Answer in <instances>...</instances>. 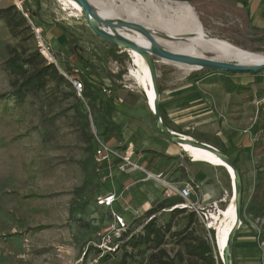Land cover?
<instances>
[{"label":"rangeland","instance_id":"1","mask_svg":"<svg viewBox=\"0 0 264 264\" xmlns=\"http://www.w3.org/2000/svg\"><path fill=\"white\" fill-rule=\"evenodd\" d=\"M102 1L115 6L125 20L133 18L142 24L154 20L153 6L163 8L157 0L148 7L145 5L146 0ZM11 6H16L21 12L29 10L32 14L30 24L34 25L33 28L42 30V41L34 33L35 40L25 44L41 50L49 62L54 59L69 75L73 69L78 68L84 71L85 76L97 78L100 90L96 94H99L100 99L95 102V108L90 110L87 106L89 101L83 95L80 98L73 88H62V94L57 96L48 89L27 98L21 105L16 104L9 95L13 77L7 71L6 61L10 56V47L21 46L22 42L19 38H14L0 21V264H98L101 258L110 253L100 236L107 232L110 210L98 205V198L104 197L110 180L104 183L102 175L97 173L94 161L95 139L83 133L75 114L79 110L80 101L84 104L93 136L94 130L101 132V129L94 126L96 119L101 127H105L108 121L114 122L120 113L115 108L114 102L117 101L127 107L125 113L131 118H140L142 111L149 112L154 118L148 105L146 89L138 81L139 68L128 52L94 34L84 17L67 0H0V11ZM194 11L196 12L195 8ZM194 11L192 10L193 13ZM198 19L210 38L227 41L249 52L264 54V34L259 37H242L244 42H234L222 38L219 32H210L212 29L208 28L203 18L198 16ZM69 55L75 56V63L68 59ZM156 62L160 101L164 90L175 88V85L180 84L181 78L185 81L195 80L205 87L217 84L222 88L218 89L221 95L228 82L251 86L246 92L232 95L230 102L229 97H225L226 102L230 103V111L236 112L233 115L237 125L233 130L234 137L229 140L225 136L207 137L203 135L204 128L192 133V125H189L186 133L213 141L233 161L242 153L234 145V139L243 136L252 141L253 159L244 160L242 166L243 171L252 172V178L246 180L244 174L242 177V225L233 238L230 261L235 264L236 252L245 249L253 240L260 252V264H264V202L253 201L259 177L264 178V70L255 74L231 75L212 70L191 71L186 66L158 58ZM120 75L122 76L119 77ZM105 80L111 82L109 86L104 85ZM105 87L112 91L111 96L103 92ZM225 116L222 119L226 121ZM231 118L228 120L233 123ZM163 121L164 125L172 124L171 121ZM150 127H153L160 138H166L158 130L155 119L153 123L151 119ZM179 128L185 130L186 126ZM130 129V134L135 137L136 132L132 127ZM122 133L124 135L123 125ZM116 139L120 141V138ZM152 140L158 143L157 139ZM129 146L144 156V160L162 159L159 168L164 171L167 169L170 159L163 156V150L154 146L140 148L131 144L120 148L126 149ZM155 149L157 153L152 151ZM176 156L181 159L182 166H177L171 174L188 172L194 182L191 185L197 192L198 201L204 197L203 188L211 194L204 204L201 203L204 212L211 215L206 221L210 229L200 220L197 235L212 242L214 232L216 241L221 221L215 222L212 216L219 214L221 210L225 211L231 203L233 186L231 176H228L230 173L227 174L224 168L203 163L192 167L190 158L181 148ZM177 201L179 197L174 196L165 203L166 206H171ZM166 212L164 210L157 215L159 225L170 220L171 213ZM10 214L22 219L24 227L18 226ZM182 218H176L175 222L179 223ZM145 223V218L143 221H132L128 230L136 235L142 231ZM119 243L120 240H114L109 245L113 257L106 264H122L124 249L115 253ZM166 248L171 256L178 249L172 243L167 244ZM151 252L147 246H141L133 252L129 263L147 264Z\"/></svg>","mask_w":264,"mask_h":264},{"label":"crops","instance_id":"2","mask_svg":"<svg viewBox=\"0 0 264 264\" xmlns=\"http://www.w3.org/2000/svg\"><path fill=\"white\" fill-rule=\"evenodd\" d=\"M184 1H188L194 6L198 16L203 18L206 24H208L209 29H212L210 32H219L222 34V38L234 42H242L244 40L242 37H259L264 34V0ZM63 39L62 37V40ZM74 57V55H69L68 59L72 63H75ZM93 79L100 82L97 78ZM110 83V81L105 80L104 85L109 86ZM233 83L237 84L235 81H233ZM216 85L217 84H213L205 87V85H200L198 82H195V80L185 81L184 78H181L180 84L175 85V88L164 90V94L160 101V110L162 120H165V122H172V124L165 125L172 133L207 144L221 152L219 147L214 145L213 141H207L192 135L193 132L197 133L199 128H204L203 135L207 137L213 136L214 138H219L225 136L227 140H229L235 135L233 130L236 129L237 125L235 124L236 118L233 117V115L235 116L236 112L230 111L229 102L230 97L232 95H237V93H229L226 89L225 91L223 89V95H221L218 89L222 88ZM244 85L247 86V84ZM226 96L229 97V102H226ZM119 103L118 101L114 102L115 108L120 111L114 119V122L124 126V135H122L119 141L113 134H109L104 137L105 142L119 149H121L120 147L123 145L126 146L131 144L140 148L154 146V148L158 150H163V153L165 152L163 156L170 159V162L166 165L167 169H165V171L160 169L162 162L160 158H152L147 161L144 159L139 160L138 157H134V161L144 166L153 174H166L167 182L173 187L182 188L186 184L191 185V183H194L188 172L184 173V171H179L175 174H171L177 166H182L181 159H178L176 156L180 148L169 142L167 137L160 138L153 127H150L151 119L153 123L154 118L148 114L149 112L142 111L141 114L139 113L140 118L134 119L127 116V107ZM216 103L218 104L217 110ZM223 115H226V121L222 119ZM230 117H232L233 123L228 120ZM134 122L135 124L133 125ZM189 125H192V133H186V129H189ZM180 126H186L185 130L180 129ZM131 127L134 132H136L135 137L133 134H130ZM152 139H157L158 143ZM233 142L238 149L242 150L241 155L235 160L237 166L240 168L242 177L244 174V178L249 180L252 178V172L248 170L243 171L242 166L244 160L253 159L254 148L252 141L247 137L245 139L243 136H240L235 138ZM127 148L133 149L132 146ZM156 149L152 151L157 153L158 151ZM190 160L192 167L202 163L192 159ZM230 160L233 161L231 158ZM225 171L227 174L230 173V171L226 169ZM109 174H111L112 177L108 179L110 180L108 182L110 186L109 189L106 190L104 197L109 195L116 196L117 201L114 203L112 209L122 216L128 225H131V222L135 220L142 219L143 221L144 215L151 210L155 204L165 199L164 188L155 182L143 181L144 175L142 173L123 174L118 172L116 167L109 168L108 166H104L101 175L107 176ZM229 175L231 176V174H228V176ZM203 190H205L204 197L201 201H198L194 197L192 198L193 202L198 201L201 206L211 197L210 192L206 190V188H203ZM234 260L235 264H260V252L257 250L253 240L245 249L243 248L241 251L236 252Z\"/></svg>","mask_w":264,"mask_h":264},{"label":"trees","instance_id":"3","mask_svg":"<svg viewBox=\"0 0 264 264\" xmlns=\"http://www.w3.org/2000/svg\"><path fill=\"white\" fill-rule=\"evenodd\" d=\"M23 13L27 14L29 19ZM31 16L32 14L29 10L21 12L16 6H11L0 11V21L4 23L14 38H19L20 42H22L21 46L10 47V56L6 61L7 71L13 77L11 82L12 91L9 95L19 105L23 104L27 98L36 96L48 89H51L53 94L57 96L62 94V88H73L72 84L60 73L59 66L57 67L54 63L49 62L38 48H33L25 44L35 40L34 25L32 26L29 22ZM114 58H116L115 55ZM79 60L81 62L83 61L80 56ZM62 71L66 72L65 70ZM251 73L255 74L254 72ZM230 74L236 75L239 73ZM81 81L84 84L82 95L89 101L87 106L91 110V108H95V102L100 99L99 94H96L100 90L97 86L98 82L93 78L85 76V74L81 76ZM228 83L226 90L229 93L238 94L250 89L248 85L243 86L233 82ZM73 91L75 92L74 88ZM70 94L75 95L71 92ZM75 115L79 121V125H81L83 133L93 139L94 136L91 132L90 121L87 114H85L84 104L82 102L80 103V101L79 110H77ZM99 124V121L96 119L94 126L101 129V132L98 133L99 137L102 138L113 134L116 138L121 139V125L113 121L106 122L105 127H101ZM88 143H90V140H88ZM232 162L240 172L237 162ZM258 182L259 184L253 193V201L263 203L264 178L259 177ZM166 200L168 199L155 204L144 215L146 223L142 231L134 235L128 230L124 234L115 252L117 254L124 249L121 263L130 264L129 261L133 257V252L141 246H147L152 251L148 257L147 264H222L218 254L214 232H212V242L201 235H197V229L201 226V221L196 212L188 208L179 207L185 204L181 198L171 206H166ZM164 210L167 211L166 213H171V218L165 224L159 225L157 215ZM10 215L18 226L24 227L25 222L22 219L17 218L14 214ZM178 217L183 218L179 223H176L175 219ZM178 227L182 228L173 231V229H177ZM170 243L178 247L173 256L169 254L166 248L167 244ZM109 252V254L101 258L98 264H106L112 259V250Z\"/></svg>","mask_w":264,"mask_h":264},{"label":"bare ground","instance_id":"4","mask_svg":"<svg viewBox=\"0 0 264 264\" xmlns=\"http://www.w3.org/2000/svg\"><path fill=\"white\" fill-rule=\"evenodd\" d=\"M67 1L79 12L82 17L85 16L84 9L76 1ZM89 1L94 5L103 19L115 24H121L125 20L112 4L104 3L102 0ZM146 1L147 3H145V5L148 7L149 5L151 6L154 0ZM157 1L163 8L153 6L152 9L155 15L154 20L143 25L146 26L153 35L164 39L161 42L164 49L191 57L211 59L228 63H240L248 67L264 66V54L249 52L234 46L227 41L217 40L207 36L203 31L202 25H200L199 21L192 12L191 6L187 2L181 0ZM126 20L136 22L133 18H127ZM110 32H112V34L123 35L138 44L151 46V42L136 29L111 30ZM125 51L130 54L132 60L139 68L138 81L146 89L148 105L151 113L153 114L156 95L153 90L148 67L145 64L144 59L137 52L129 49H125ZM44 53L47 55L46 57L51 59L46 52ZM186 68L191 71L205 70L196 66H186ZM182 138L186 140H193L187 139L186 137ZM178 147H180L181 150L192 160L230 171L232 184L235 183L234 171L214 153L190 144H182L178 145ZM212 218L215 222L221 221V225L217 230V232L219 231V233H217V241L220 247L219 251L222 253L226 248L227 240L231 231L235 228L240 230L242 225L241 223L238 225L236 220L234 195L227 210L219 211V214L213 215Z\"/></svg>","mask_w":264,"mask_h":264},{"label":"water","instance_id":"5","mask_svg":"<svg viewBox=\"0 0 264 264\" xmlns=\"http://www.w3.org/2000/svg\"><path fill=\"white\" fill-rule=\"evenodd\" d=\"M76 1L85 11L84 19L91 29L101 39L112 43L121 49H129L137 52L143 59L148 67L150 78L152 81L153 90L156 95V101L154 105V119L158 130L166 136L173 144L182 145L190 144L192 146L202 148L204 150L214 153L216 156L221 158L235 173V183H233V195L236 206V220L238 225L242 223V206H243V182L239 170L234 166L233 162L222 152L217 149L194 140H186L174 133H172L163 123L161 112H160V90L158 80V69L156 58L166 62L174 63L183 66H196L205 70L219 71L225 73H257L264 70V66L248 67L240 63H228L223 61H215L211 59H203L198 57H191L188 55L178 54L164 49L161 42L164 39L158 38L152 34V32L144 26L142 23L124 20L121 24H115L113 22L103 19L97 9L89 0H74ZM187 2L192 10L193 6L190 2ZM197 19V13L194 11ZM199 21V19H198ZM200 22V21H199ZM201 24V23H200ZM203 28V27H202ZM122 29H136L138 30L147 40L151 42V46H144L134 42L133 40L118 34H112L111 30H122ZM204 31V30H203ZM237 229H233L227 240L226 248L221 253L220 247L216 239V246L219 257L222 264H231L230 261V250L233 242V238L237 233Z\"/></svg>","mask_w":264,"mask_h":264},{"label":"built area","instance_id":"6","mask_svg":"<svg viewBox=\"0 0 264 264\" xmlns=\"http://www.w3.org/2000/svg\"><path fill=\"white\" fill-rule=\"evenodd\" d=\"M24 16L27 19H29L26 14H24ZM34 31L37 35L36 36L37 39L39 41H42L41 38L42 30L36 29L34 27ZM52 63H54L58 67L54 59L52 60ZM58 69L60 73L65 77V79L72 84L78 97L83 98L82 93L84 90V84L81 81V76L84 74V71H81L80 69L76 68L69 75L66 72L62 71L59 67ZM103 92L108 96H111L112 94V91L109 90L107 87L103 89ZM94 137H95L94 161L97 167L96 169L97 173L102 174L104 166H108L109 168L116 167L118 172L123 174H132L136 172L142 173L144 175L143 181L155 182L156 184L162 186L165 192V199H171L174 196H178L179 198H181L185 202V204L180 205L179 207L188 208L189 210L196 212L199 219L202 220V222L207 226V228L210 229V226L209 224H206V221L209 220V217H211V215H207L204 212L203 207L198 203V201L196 202L192 201L193 197L197 198L198 196L197 192L195 191V188L192 185L186 184L182 188L173 187L167 182L166 174L164 173L153 174L149 172L144 166H142L138 162H135L134 157H138L139 160H143L144 156L137 153L134 149L127 148L125 150H121L119 148L113 147L108 143H106L101 137H99L98 133L95 130H94ZM102 177H103V182L106 183L107 180L112 177V175L109 174L107 176H102ZM116 201L117 198L115 195H109L106 197L98 198L99 206H104L110 209V214H109L110 224L107 228V232L100 234L102 240L104 241L103 244H105V247H107V250L109 251L112 250L109 247V245H111L114 240H118V241L121 240L124 234L129 229V225L126 223L124 218L119 214H117L112 209Z\"/></svg>","mask_w":264,"mask_h":264}]
</instances>
